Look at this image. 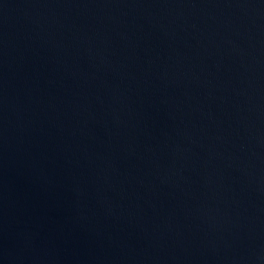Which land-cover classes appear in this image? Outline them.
I'll use <instances>...</instances> for the list:
<instances>
[{
	"label": "water",
	"instance_id": "95a60500",
	"mask_svg": "<svg viewBox=\"0 0 264 264\" xmlns=\"http://www.w3.org/2000/svg\"><path fill=\"white\" fill-rule=\"evenodd\" d=\"M0 264H264V0H0Z\"/></svg>",
	"mask_w": 264,
	"mask_h": 264
}]
</instances>
